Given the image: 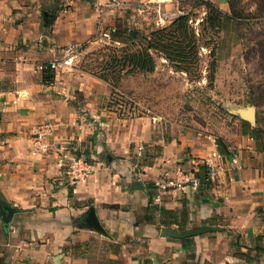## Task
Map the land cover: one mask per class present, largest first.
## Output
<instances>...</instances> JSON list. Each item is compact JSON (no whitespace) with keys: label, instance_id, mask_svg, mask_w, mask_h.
Listing matches in <instances>:
<instances>
[{"label":"crops","instance_id":"obj_1","mask_svg":"<svg viewBox=\"0 0 264 264\" xmlns=\"http://www.w3.org/2000/svg\"><path fill=\"white\" fill-rule=\"evenodd\" d=\"M107 1L0 0V213L3 203L15 208L7 226L0 214V264H91L95 238L107 242L106 264H264V149L255 138L241 134L225 143L227 153L207 139L165 140L156 123L103 107L111 90L105 81L92 97L84 82L71 94L61 92L62 82L43 80L38 65L88 40L99 19L107 21ZM44 125L50 129L38 138ZM139 144L148 162L136 157ZM63 145L76 146L93 172L74 181L59 160ZM185 155L210 159L216 181L199 190H156L153 180ZM136 181L141 188L132 187ZM89 208L103 232L86 226ZM204 225L214 229L185 237L162 230Z\"/></svg>","mask_w":264,"mask_h":264},{"label":"rangeland","instance_id":"obj_2","mask_svg":"<svg viewBox=\"0 0 264 264\" xmlns=\"http://www.w3.org/2000/svg\"><path fill=\"white\" fill-rule=\"evenodd\" d=\"M209 1L225 12H230V2L237 14L235 20H225L215 9L205 5L204 0H174V5L168 7L164 5L171 0L162 3L135 1L132 4L126 0H108L103 6L110 10L106 20L111 19V24L99 19L101 23L97 22L88 40L58 48L54 61L64 58L69 45L75 46L74 56L67 66L52 70L51 80L62 82L61 92L71 94L75 82H84L82 86L96 97L102 93L100 86L104 80L91 72H99L98 68L111 56L122 57L125 33L140 37L158 26L169 24L179 14L188 13L200 45L199 76L189 78L159 56H155L156 67L151 73L135 70L126 74L129 66L122 68L119 64L116 72L121 75L114 93L110 95V90L104 97L103 107L123 118L140 117L156 123L165 140L179 134L200 141L207 139L216 143L220 139L232 144L243 135L239 109L253 106L256 120L250 127L256 130L253 134L257 137L258 147L264 149V0H225L220 4L216 0ZM109 29L112 30L110 36L103 37L102 32ZM115 30L120 32L114 35L119 42L112 38ZM111 44L117 48H108ZM212 49L215 70L210 81L207 65L212 59L209 55ZM49 72L46 71L45 79H50ZM102 72L109 76L113 74L110 70ZM150 156L147 153L141 159L148 162ZM184 157L186 155L179 160ZM88 244L91 264H106L103 249L107 242L95 238Z\"/></svg>","mask_w":264,"mask_h":264},{"label":"trees","instance_id":"obj_3","mask_svg":"<svg viewBox=\"0 0 264 264\" xmlns=\"http://www.w3.org/2000/svg\"><path fill=\"white\" fill-rule=\"evenodd\" d=\"M230 1V0H228ZM205 5L210 6L215 9L217 13L222 16L225 20L234 21L235 16H237L236 12L230 5V12H225L218 7H215L209 0H204ZM210 13V12H209ZM210 18V16L208 17ZM190 15L188 13L179 14L172 19V21L167 25L158 26L152 29L146 35H140V37H130L125 33V45L121 47L123 54L121 58H117L116 56H111L108 61L98 68L99 72H91L94 76L108 82L111 86V93H114L116 82L119 79V72H116L117 66L119 65L123 68L124 65L129 66L125 71L126 74L128 72L139 71L141 73H151L155 70L156 62L155 56H159L166 61H168L171 66L175 70H180L185 72L189 78H197L199 76V69L197 68L198 64V51L200 45L197 43V34L193 25L190 24ZM118 30H115L112 34L114 40L120 41L116 39L117 37L114 35L119 34ZM138 38V40L136 39ZM108 45V44H104ZM132 47H135L132 49ZM110 49L117 48L112 45L108 47ZM210 57L212 58L208 65V75L207 79L212 80L215 70V59L214 50L210 51ZM116 67V68H115ZM110 70L112 76L108 74H104L101 71ZM50 79H45L48 74H46V70L43 72V80L45 82H51L53 78V72L50 70L49 72ZM120 114V113H119ZM139 116L141 114H138ZM242 133L248 134L251 137L257 139V137L253 134L256 131L254 128L250 127V123L244 119L241 120ZM217 147L223 153L229 152L225 143L218 139L216 141ZM87 159V158H86ZM149 198V202H150ZM160 212L165 217L175 216V213L172 210L168 209H160ZM181 214H184V209L181 210ZM150 217V216H149ZM175 220L165 221L161 219V223L165 225H169L170 223H174ZM186 264V263H183Z\"/></svg>","mask_w":264,"mask_h":264},{"label":"built area","instance_id":"obj_4","mask_svg":"<svg viewBox=\"0 0 264 264\" xmlns=\"http://www.w3.org/2000/svg\"><path fill=\"white\" fill-rule=\"evenodd\" d=\"M153 2H166L168 0H151ZM111 29L103 31V37H109ZM38 46H43L40 41ZM75 46L69 45L66 49V55L61 61L49 60L46 63H40L38 68L40 70H53L59 66H67L74 56ZM48 125H44L40 130L41 133L37 134L39 138L43 131H49ZM37 149L47 151V144H40L35 146ZM144 145L139 144L136 148V157L141 158L144 155ZM59 160L61 164L66 168L67 172L71 175L74 181L84 178L93 172V165L89 162L84 155H81L77 151L76 146L70 148L68 145H63L60 148ZM233 158H236V153H233ZM217 169L212 164L210 159L203 158L202 161H196L193 158L187 156L182 159H178L174 168L169 172L159 175L153 180V186L156 190L162 192L180 191L185 192L188 189L199 190L202 185H211L216 181Z\"/></svg>","mask_w":264,"mask_h":264},{"label":"water","instance_id":"obj_5","mask_svg":"<svg viewBox=\"0 0 264 264\" xmlns=\"http://www.w3.org/2000/svg\"><path fill=\"white\" fill-rule=\"evenodd\" d=\"M44 15H47V13L44 12ZM239 114L241 116V119H244L248 121L249 123H255L256 112L253 106H247L245 108L239 109ZM104 157L106 158V160H111L112 158L111 154L109 153L105 154ZM132 187L141 188V184L136 181L132 184ZM1 208L3 209V211L0 213L1 218H2L4 225L7 226L11 220V217L15 211V208L7 203H3L1 205ZM85 221H86L85 223L86 226L93 228L99 232H103V228L99 223V220L96 216L94 208L88 209ZM213 229L214 227L212 226L204 225L201 227L192 228V229L185 230V231H178L177 229H174L172 227H166V228H163L162 230H163V234H166V235H170L174 237H185V236H191V235H195V234L206 232V231L213 230Z\"/></svg>","mask_w":264,"mask_h":264}]
</instances>
